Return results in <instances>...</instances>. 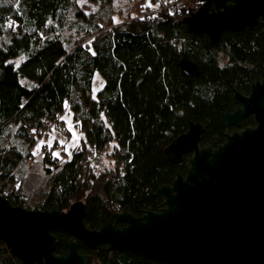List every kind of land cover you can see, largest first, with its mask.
<instances>
[{
  "label": "trees",
  "instance_id": "16d2710c",
  "mask_svg": "<svg viewBox=\"0 0 264 264\" xmlns=\"http://www.w3.org/2000/svg\"><path fill=\"white\" fill-rule=\"evenodd\" d=\"M78 1L0 0V195L13 206L39 210L66 211L79 201L85 226L99 229L111 211L160 209L152 192L178 172L185 175L192 155L174 164L164 148L191 122L204 127L200 147L212 148L225 142L226 132L254 125L251 116L239 127H225L221 118L238 105L233 87L247 95L254 81L264 79V33L257 24L209 43L183 22L199 0L176 12L139 8L119 22L105 12L86 14ZM64 29L79 37L69 43ZM182 59L194 62L198 74H185ZM95 72L104 84L94 96ZM66 110L82 133L80 147L70 155L65 150L60 160L52 155L57 140L42 145L47 186L29 203L21 146L31 147L54 126L68 136L61 119ZM89 157H105L108 164L100 170ZM54 234V252L64 254L66 234ZM78 250L90 254L92 264H118L106 246L91 251L80 243ZM0 264L25 263L0 240ZM127 264L161 263L133 254Z\"/></svg>",
  "mask_w": 264,
  "mask_h": 264
},
{
  "label": "water",
  "instance_id": "95a60500",
  "mask_svg": "<svg viewBox=\"0 0 264 264\" xmlns=\"http://www.w3.org/2000/svg\"><path fill=\"white\" fill-rule=\"evenodd\" d=\"M200 1L183 22L205 33L209 43L246 26L261 24L264 33V0ZM180 66L187 75L198 74L188 59ZM232 90L239 105L222 115V124L239 127L251 115L254 126L225 133V142L212 148L200 147L204 127L191 122L164 148L174 164L192 155L185 175L178 172L152 192L161 200L158 211L148 208L141 216L128 208L111 211L99 229H90L79 201L64 212L13 206L0 195V240L25 264H92V256L78 251V241L92 249L107 244L119 264L132 254L161 264H264V79L254 81L247 95ZM118 221L126 226L117 228ZM53 230L72 237L65 254L54 253Z\"/></svg>",
  "mask_w": 264,
  "mask_h": 264
},
{
  "label": "rangeland",
  "instance_id": "374dc122",
  "mask_svg": "<svg viewBox=\"0 0 264 264\" xmlns=\"http://www.w3.org/2000/svg\"><path fill=\"white\" fill-rule=\"evenodd\" d=\"M188 1L190 0H100L98 2L79 0L78 2L86 14H90L91 12H105L110 14V16L112 15V18L115 22H119L135 16L138 13L139 8L143 13L144 11L159 12L163 9H169L170 11L176 12L178 8H181L182 6L185 7ZM193 1L191 0L190 2ZM147 4H151L152 6H145ZM200 5L201 1L199 2L198 8ZM143 13L141 14L143 15ZM61 34L67 41H69V43H72V41L79 37V34L76 31L69 29H64ZM16 61L19 63L21 59L17 58ZM103 84V77L98 72H95L92 81V94L94 96L96 95L97 91L103 87ZM63 117L65 120V126L69 131L68 136L66 133L59 135L50 131L44 137L43 135L37 137L35 143L31 147H27L25 144L21 146L23 153L27 156L19 165V169L22 173V176L25 178V183L23 186L30 192L31 195L28 199L29 203L34 202L39 195L38 192L43 191V188L47 186L45 174L41 164L43 154L41 149L42 145H51L57 140L59 143L54 152L59 153L60 160L65 159V150L67 154L70 155L74 150L80 147V138L82 133L76 128L71 112L66 110L63 113ZM41 141L44 142L41 143ZM37 145H39L38 148ZM28 148H30V150ZM28 150L33 152V154L28 153ZM100 161L104 164V166L108 164L105 157H100Z\"/></svg>",
  "mask_w": 264,
  "mask_h": 264
},
{
  "label": "flooded vegetation",
  "instance_id": "af4514ba",
  "mask_svg": "<svg viewBox=\"0 0 264 264\" xmlns=\"http://www.w3.org/2000/svg\"><path fill=\"white\" fill-rule=\"evenodd\" d=\"M238 105H239V103H238ZM238 105H237V106H238ZM250 116H251V115H250ZM250 116H248V117H250ZM248 117H246V118H248ZM251 117H252V116H251ZM244 119H245V118H244ZM253 120H254V119H253ZM242 121H243V120H242ZM242 121H241V122H242ZM240 124H241V123H240ZM253 126H254V125H253ZM232 127H234V126H232ZM235 130H240V129H234L233 131H235ZM233 131H231V132H233ZM231 132H230V133H231ZM226 133H227V132H226ZM72 204H73V203H72ZM72 204H71V205H72ZM71 205H70V206H71ZM55 207H57V206H55ZM126 208H128V207H124V208H122V209H120V210H116V211H113V212H116V213H117V212H121L123 209H126ZM128 209H129V208H128ZM147 209H148V208H147ZM67 210H68V209H67ZM67 210H66V211H67ZM144 210H145V209L141 210V214H134V213L129 209L130 213H132V215H134V216H141V215L143 214V211H144ZM61 211H62V210H61ZM64 212H65V211H64ZM109 217H110V215H109ZM109 217H108V218H109ZM105 222H106V221H105ZM105 222H104V223H105ZM124 226H126L125 223L120 222V221L116 222V227H117V228H122V227H124ZM55 232H64V231H61V230H53V231H52V234H53L54 236H55V234H54ZM64 233H65V232H64ZM65 234H66V237H67V242H66V247H67L68 241H69L72 237H71L70 235H68L67 233H65ZM55 237H56V236H55ZM56 239L58 240L57 237H56ZM58 241H59V240H58ZM80 243L84 244L83 242L78 241V248H79V244H80ZM57 244H58V242H57ZM84 245H86V244H84ZM86 246H88V245H86ZM104 246H106V248H107V244H104V243L101 244L100 247H99L98 249H92V248H90L89 246H88V247L90 248L91 251H98V250H100V249H101L102 247H104ZM67 249H68V247H67ZM107 250L110 251V252H112V253H114L115 256H116V260H117V258H118V256H119L118 253H116V252H114V251H111V250H109L108 248H107ZM78 251H79V250H78ZM66 252H67V250H66ZM66 252H65V253H66ZM54 253H55V252H54ZM65 253H64V254H65ZM81 254H82V253H81ZM61 255H62V254H61ZM84 255L91 256L90 254H84ZM132 255H133V254H132ZM130 257H131V256H130ZM92 258H93V257H92ZM129 259H130V258H129ZM117 262H118V261H117ZM128 262H129V261H128ZM118 264H119V262H118ZM126 264H127V263H126Z\"/></svg>",
  "mask_w": 264,
  "mask_h": 264
},
{
  "label": "built area",
  "instance_id": "2783aa9c",
  "mask_svg": "<svg viewBox=\"0 0 264 264\" xmlns=\"http://www.w3.org/2000/svg\"><path fill=\"white\" fill-rule=\"evenodd\" d=\"M54 133L55 134H60L61 130L60 127H56L54 126ZM89 160L92 161L93 163H96V165L99 167L100 170L104 169V164L100 161V159H98L97 157H89Z\"/></svg>",
  "mask_w": 264,
  "mask_h": 264
},
{
  "label": "snow or ice",
  "instance_id": "6c2138e0",
  "mask_svg": "<svg viewBox=\"0 0 264 264\" xmlns=\"http://www.w3.org/2000/svg\"><path fill=\"white\" fill-rule=\"evenodd\" d=\"M17 3H19V0H17ZM145 6H147V7H151L152 5L151 4H147V5H145ZM158 6V5H157ZM9 26H11V23L9 24ZM65 104H67V102H65ZM61 119H64V117H61ZM33 131H35V130H33ZM44 141H41V143H43ZM39 147V145H37V148ZM52 155L53 156H59V153H57V152H53L52 153Z\"/></svg>",
  "mask_w": 264,
  "mask_h": 264
}]
</instances>
